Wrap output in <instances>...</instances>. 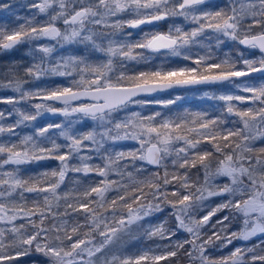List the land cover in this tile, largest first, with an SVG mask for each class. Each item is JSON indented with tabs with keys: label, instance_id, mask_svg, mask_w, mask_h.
<instances>
[{
	"label": "snow or ice",
	"instance_id": "obj_1",
	"mask_svg": "<svg viewBox=\"0 0 264 264\" xmlns=\"http://www.w3.org/2000/svg\"><path fill=\"white\" fill-rule=\"evenodd\" d=\"M205 3L206 0H39L33 7L40 13L47 14L51 10L44 24L20 27L10 33L0 31V47L5 49L25 39L48 38L60 47L66 44L87 45L106 57L93 62L83 56L70 55L61 57L49 68L43 67L41 62L25 70L26 75L34 78L48 73L73 77L69 86L56 87L48 92L25 93L21 97H39L45 102H60L64 107L58 109L44 102L37 103L34 114L19 112L20 118L15 124L0 126V133L15 134L16 127L35 121L43 112L60 113L65 117L78 113L81 119L90 118L96 123L87 132L74 131L71 123L67 127L49 124L37 129L34 135L23 136L18 143L0 142V157H3L0 169L7 164L22 165L48 159L59 162L58 171L53 169L35 177L23 178L18 175V170L0 172V225H5L0 226V264H14L19 257L28 255L33 247L48 259L49 264H97V260L100 264H161L176 257L186 244L190 249L185 255L193 264L196 261L199 264H264V255L255 254V246L238 247L227 256L213 259L205 254L206 245L212 243L213 237L197 243L201 239L200 230L210 217L224 209H229L230 214L233 211L239 213L243 224L240 232L224 236L228 244L234 239L247 241L264 234V147H253L258 138H264V82L234 80L260 73L257 79L264 81V0H233L229 11H209L201 7ZM125 13L134 18L110 22V18ZM169 17H183L196 27L189 31L180 27L170 28L167 32L152 31L135 42L115 39L124 27L138 28ZM58 20L65 26L63 30L56 26ZM246 20L251 22L245 24ZM256 26H260V31L253 32ZM102 28L111 31L105 32L100 30ZM206 31L214 35L218 43L223 42L220 40L223 36L248 49H258L261 56L244 59L243 70L225 59L208 64L199 71V66L206 59L200 57L193 61L196 67L191 68L133 75L117 71L115 61L136 60L140 55H134L136 49L166 50L178 56L182 48L196 43ZM97 40H106V46ZM39 51L49 56L54 46L45 45ZM210 82H230L248 94L217 97L225 102L226 112L238 118L233 123L242 126L222 129L223 120L209 119L201 113L169 115L151 111L145 114L142 110L131 111L123 118L117 115L128 112L133 105L142 109L149 104L167 108L175 103V100L137 99L142 95L173 86ZM14 86L16 91H20L22 84L17 80ZM78 100L88 102L73 106V102ZM233 101L246 103L248 107L240 109ZM6 102L13 103L14 100ZM2 119L4 113L0 112ZM51 128L62 129L59 136L67 143L59 144L48 136ZM122 141H134L138 147L127 151L105 148L106 144L111 143L114 147ZM205 142L214 151L201 148ZM62 148L66 151L61 152ZM214 153L218 158L213 171L209 160ZM170 157L171 163L180 169L190 170L199 165L203 170V185L193 192L187 172L183 175L169 174L165 162ZM73 158L79 161L78 165H70ZM94 158L100 163L90 164ZM137 161L164 168V175L152 173L151 178L136 180L133 172L127 169L132 167L137 173L145 171L143 166L137 167ZM69 171L85 176L95 174L100 179L89 184L74 198V202H69L68 193L58 192ZM113 174L119 179H110ZM216 178H225L228 182L221 185L212 183ZM170 184L178 185L177 190L169 192L167 186ZM180 190L186 194L181 195ZM110 191L116 195L108 199L106 194ZM25 193L36 194L31 207H25ZM211 196H226L227 199L202 219L189 215L200 207V201ZM61 199L65 201V211H53L54 207H59ZM160 202L172 207V215L177 221L176 231L182 229L190 234V238L164 245L166 250L161 254H154L152 248L138 249L134 253L115 248L122 235L131 232L134 225L143 228L148 239L159 237L171 241L176 231L165 228L167 221L149 222L147 227L141 223L162 211ZM72 213L81 215L83 223L78 219L70 223L64 218ZM17 220L24 223L17 225ZM228 220L229 216H224L217 223L223 224ZM46 221L50 223L46 224ZM29 227L31 231H28ZM220 231L223 232L224 228ZM214 238L221 239L220 233H215ZM246 253L253 254L246 260Z\"/></svg>",
	"mask_w": 264,
	"mask_h": 264
},
{
	"label": "trees",
	"instance_id": "obj_2",
	"mask_svg": "<svg viewBox=\"0 0 264 264\" xmlns=\"http://www.w3.org/2000/svg\"><path fill=\"white\" fill-rule=\"evenodd\" d=\"M211 1V0H210ZM208 1L211 5L210 9L213 10H220L223 9L224 11H229V5L227 4L226 1H217V2H210ZM33 2L32 0H0V31H5L6 33H10L13 31L14 28L19 29V23H21V27L27 28L29 23L30 25L33 26H40L44 24L48 18L44 17V14L42 13H37V10L35 7H33ZM51 14V12H50ZM49 14L47 15V17ZM130 16V15H129ZM127 16V18L129 17ZM134 18V17H133ZM250 20H246L245 23L249 22ZM18 23V24H16ZM192 24V25H191ZM18 25V26H17ZM188 26L187 28L190 30L192 28H195L196 25L187 21L185 24ZM19 27V28H18ZM209 32H205L203 35L199 36L197 38V42L191 44L192 48V54L188 55H181V56H173L171 57L170 53H168L166 50H162L161 52H153L152 56H149L146 54L147 52H152L148 50L145 53V49H140L139 53L140 56L136 62V60H129L130 62L125 65L123 64V67H121V62L119 60L115 61L117 71H125L129 75L137 74L139 72H151L155 70H159L161 68V71H166L169 67H179L182 62H186L188 64H194L193 59H196V57L202 55V53L205 51H212L214 47H217V55L221 56L223 52L225 51L226 54L231 53L232 56H230L227 60H229V63H235L236 68H241L244 67L243 63V53H239L238 51H243L244 48L241 47L240 44L237 42H233L232 44L229 45V42L220 39L223 41L222 43H218L217 39L215 36H209ZM137 38H140V36H136ZM28 44H26V49L24 52V58H25V63L26 67L29 68L33 66L36 63H42V66L45 68L51 67L54 63L60 60L61 57L67 58L68 56H83L93 62H98L101 60L106 59L104 53L94 51L90 49L89 46L87 45H77V44H66L63 47H60L57 45V42L54 43V51L51 53L49 56H45L44 53L39 51V49L42 46L49 45L45 39L41 38L39 40H28ZM105 44V43H104ZM209 44H212L213 46L210 48L208 47ZM260 54V53H258ZM188 57V58H186ZM237 57V61L236 58ZM30 76V75H27ZM32 77V76H31ZM37 81H40V85H37L36 87H33V90H38V92H31V93H40V92H48L56 87H66L69 86L71 80L73 77H61L57 76L51 73L45 74L40 76L39 78H36ZM252 80L253 83H259V82H264L262 80H259L257 78H249L246 81ZM229 83V82H227ZM225 84V83H224ZM217 86V85H216ZM201 88H198L196 90H200ZM192 89H187L184 91L180 92H174V93H181L180 95L184 94H190L192 93ZM167 93V92H166ZM240 95H248L247 93L240 92ZM155 97V96H151ZM20 104L15 106V104L12 103H7L5 100L0 98V112L7 110L10 108L11 110V115L7 116L4 119V127H8L10 125L15 124V122L20 118L19 117V112H26L29 110L28 114H34V108L33 112H31L30 104H33L34 102H40L42 101L39 97H33L32 99H21ZM31 102L30 104L28 102ZM220 101V100H219ZM44 103L51 104L54 106H59L51 101H43ZM238 108L240 109H245L248 107V104L244 103H237L236 104ZM144 109V108H143ZM18 110V112H17ZM221 106H216V101H203V100H198V99H193L190 101H186V98L182 101H178L174 107L170 108L169 111H171L170 115H183V114H195V113H201V114H206V118L209 119H218V120H223L224 123L220 125V127L223 128H234L238 126H242L239 124H234V121H237L238 118L235 115L228 114L226 110ZM130 114V112H121L118 115L119 118H123L125 115ZM78 118L81 117V114L75 115ZM64 117L59 116L58 118H55L52 120L53 125L55 124H60L63 123ZM70 119L67 118V123H73L69 121ZM50 123L49 118H40L38 117L35 121H29L25 122V124L20 125L19 127H16L17 129L14 130L15 134H11V137L13 138V142H19V140L25 136L29 135V133L25 130H23V126H33L36 129H39L41 127H46ZM23 130V131H22ZM88 131V130H87ZM86 131V132H87ZM48 135V134H47ZM195 135V134H192ZM3 137L2 133L0 134V138ZM87 143V142H85ZM61 144V143H60ZM135 146L133 141H122V142H117L115 146L111 143L106 144L105 148H109L113 151H127L130 150ZM201 148L206 149V150H211L214 151L209 144L202 143ZM254 148H261L264 147V138H258L254 144ZM66 151V149L62 150L61 152ZM103 151V150H102ZM83 155V154H81ZM94 155V154H93ZM218 158V154L213 155V157L210 158L211 162V169L214 171L216 167V161ZM100 160L94 158L92 161H90V164H99ZM79 161L76 158H73L70 160V165H78ZM59 162L53 159H48V160H40V161H35V162H30L22 165H17L15 166L19 173L20 176L23 178H28V177H35L40 175L41 173L44 172H50L53 169H56L57 171L59 170L58 168ZM143 166L145 171L142 173H137L132 167H129L127 171L133 172V176L136 180H144L147 178H151L152 173H159L160 176H163V170L164 168L158 167L154 168L151 167L147 164H144L141 161H137V167ZM13 167V168H15ZM178 168V167H177ZM180 170V168H178ZM184 171L187 172V174L190 176L189 182L193 185L192 191L195 192L196 187L203 185L204 183V175H203V170L200 168L198 165L196 168L192 169H183ZM168 172L170 173H175L176 169L173 164L168 166ZM181 174V173H178ZM182 175V174H181ZM110 179H119L118 176L115 174L111 175L109 177ZM100 178L97 177L95 174H88V176H85L82 173H76L69 171L66 173L65 180L61 184L60 188L58 189V192L61 193V190L64 188L65 192L69 194V202H74V198L78 196L83 190L89 186V184H94L96 181H98ZM159 182V181H158ZM124 183H128L127 180H124ZM224 181H222V178H220L218 185L223 184ZM176 185V184H175ZM172 184L167 186V189L169 192L174 191V188L171 187ZM178 185H176V188ZM146 192L149 191V189H145ZM61 193V194H64ZM184 190H180V194L182 195ZM116 195V192L110 191L106 194L108 199H111ZM15 196V194H14ZM36 194L35 193H25V207H31L33 203V199L35 198ZM223 197L225 196H214L210 198V202L213 204H221L224 202ZM149 200H151V196L148 197ZM170 199H175L173 197H170ZM162 200V198H161ZM147 202V201H144ZM159 202V201H158ZM55 203V202H54ZM161 206V213L163 215H170L172 207L170 205H167L166 203L160 202ZM53 211H56L58 213H63L65 211V201L63 199L60 200L59 202V207L53 208ZM71 212V209L68 210ZM98 211H100L98 209ZM173 216V215H172ZM224 216H229L228 221H224L223 224H218L216 221H220L223 219ZM171 217V216H169ZM214 217H216L214 223L213 229H216L215 226H225L226 224L229 225V230L233 226H236L237 224V217H235L234 213L232 212L230 214V210L224 209L222 211H219L218 214H215ZM33 219H37L36 217H32ZM69 220L71 223L74 219H78L81 223H83V217L79 215L78 213H72L71 216L64 217ZM171 219H173L171 217ZM149 220V219H148ZM144 220L141 223L144 225V227H147L150 220ZM172 222V225L176 226V223L174 220H170V223ZM17 225L20 223H24L22 220H17L15 222ZM46 224L50 223L49 221L45 222ZM146 223V224H145ZM0 226H5V225H0ZM217 227V228H218ZM213 229L211 231H213ZM28 230H31L29 227ZM81 231H86V229H82ZM181 232H178L177 235H179ZM99 239V238H97ZM147 237L144 235V229L143 228H137L135 225L133 226L131 232L123 234L121 239L117 242V244L114 246L115 248H124L128 252H133L134 250H137L140 246V244H145L147 243L146 241ZM138 247V248H137ZM21 249H16V251H19ZM11 251V250H10ZM171 258L168 261H162L161 264H186L187 260H185L184 257H182L181 260H178L177 258ZM37 261L39 264H43L48 259L42 254L37 251H35V248L33 247L32 250L29 252L28 255H24L19 257V260L14 262L15 264H31L32 261ZM97 264H100V261L97 260Z\"/></svg>",
	"mask_w": 264,
	"mask_h": 264
},
{
	"label": "rangeland",
	"instance_id": "obj_3",
	"mask_svg": "<svg viewBox=\"0 0 264 264\" xmlns=\"http://www.w3.org/2000/svg\"><path fill=\"white\" fill-rule=\"evenodd\" d=\"M217 1H222V0H211L210 2H214L215 3ZM223 1L227 2V4L229 5V8H230V6H231V4L233 2V0H223ZM32 2H33V4H35V3H38L39 0H32ZM208 3L209 2L207 1L205 3V5H202L201 7H204V8H206L209 11H215L213 9H210L211 5L208 4ZM36 10H37V13H40L37 8H36ZM50 12H51V10H50ZM50 12L47 13V14L43 13L44 17L48 18L47 15L48 14L50 15ZM127 16H129V14H127V13L121 14L118 17L110 18V22H112V21H114L116 19L128 20V19H132L133 18V16H131V15L128 18H127ZM167 19L168 20H166V21L169 23L167 25L168 26V30L170 28L180 27L184 31H189V29L186 28L189 25L188 26L185 25L188 20H185L183 17H169ZM250 22L251 21H249L247 23H250ZM247 23H245V24H247ZM16 24H18V23H16ZM19 24H20L19 27H21V23H19ZM30 24L31 23H29L27 26H29ZM56 26L61 28V30H63L64 27H65L63 25L62 21H60V20H58L56 22ZM16 28H14L13 30H16ZM100 30L105 31V32H110L111 31V29H107V28H102ZM258 31H260V26H256V27L253 28V32H258ZM209 36H214V35H212L210 33ZM142 37L143 36H140V38H137L136 36H122L121 31L118 32L115 35V39H117V40H127L129 42L138 41ZM43 39H45V41L51 46H53L54 43H56V41L49 40L48 38H43ZM220 39L229 42V45L234 42V41L228 40L227 38H225L223 36H220ZM27 41H28V39H25L24 41H22L18 45H15V46H13L12 48H9V49H5L3 47H0V98H2L5 101H7L9 99H13L14 102L12 104H15V106H17V108H19L18 105L21 102L20 100H21L22 95L25 94V93L38 92V90H36V89L33 90L32 88L36 87L37 85H40L39 84L40 81L38 82L36 78L31 77V76H27L25 74V70L27 69V67H26L25 58H24V55H23L24 52L23 51H25V49H26L25 45L28 44ZM97 43H102L103 45L106 46L107 41L106 40L105 41L97 40ZM212 46H213L212 44L208 45V47H210V48ZM217 49H218L217 47H214V49H212V51H210V52L209 51H206V52L204 51L202 53V55L196 57V59L200 58V57H205L206 58L205 62L199 66V71H202L203 68L206 65H208V64L220 63L221 61H223L225 59H228L230 56H232L231 53H229V54L227 53L226 54L225 51L223 52V54L221 56L220 55L218 56L217 55V52H218ZM139 51H140V49H136L134 51V55L136 53H139ZM147 51L148 50H146L145 53ZM238 52L239 53H243L242 54L243 55V60L244 59H258L261 56V53L259 52L258 49L244 48L243 51L240 50ZM152 53L153 52H147L146 54H148L149 56H152L153 55ZM192 53L193 52H192V48H191V44H190L187 47L182 48L180 50V55H178V56H181V55H184V54L188 55V54H192ZM258 53H260V54H258ZM170 56L173 57V56H177V55H172L171 54ZM138 58L136 59V62H137ZM235 58L237 60V57H235ZM194 60L195 59H193V61ZM120 62L125 64V65H127L130 61L129 60H124V61H120ZM191 67H196V65L195 64H191V63L188 64L186 62H182L179 67H169L168 69H166V71L178 70V69H181V68H191ZM243 68L244 67H241V68L239 67L237 69L243 70ZM160 69L161 68H159V70ZM17 80H19L21 82V84H22V87H21L20 91H16L15 90V86L14 85H15V82ZM236 81L239 82L240 80H236ZM243 81H246V80H243ZM192 90H194V91H192V93L184 94V95H180L181 93L167 92V93H163L161 95L155 96V97L137 98V99H144V100H148V101H153V100H160V101L175 100V103L169 105L167 108L162 107L161 105H158V104H149L144 109H142L141 106H139V105H133L128 110V112H131V111H142L143 110V112L145 114H148L151 111H161L163 113H166V114L170 115L171 111H169V109L174 107L175 104L178 101H182L185 98H186V101H190V100H193V99H198V100H203V101H213L214 100V101H216V106H221L223 108V110H224L225 109V102L221 101V100L219 101V99L217 97H219L220 95H224V94H239L240 92H242L240 89L236 88L235 85L230 83V82L229 83H225V84H221V85H217V86L215 85V86H210V87H202L200 90H196V89H192ZM26 99H28V100L32 99V96L27 97ZM42 102L43 101L34 102L33 104H30L31 102L29 101L28 103L30 104V107H32L31 108V112H33V108H34L35 104L42 103ZM233 103L237 104L239 102L233 101ZM79 104H81V103L73 104V106H78ZM49 105H51V104H49ZM51 106H53L55 108H58V109L64 107V105H59V106L51 105ZM35 111H36V109L34 108V112ZM1 112L4 113V119L7 116L11 115L10 108L7 109V110L1 111ZM17 112H18V110H17ZM25 113H29V110H27ZM77 114H73L71 116L65 117V116H63L60 113L43 112L39 117L40 118H49L50 119V123L49 124H53L52 120L55 119V118H58L59 116L64 117L63 123H60L64 127H67L70 124V123H67V118H68V119H70L69 121L73 122V123H71L72 129L74 131H79V132H86L87 130L89 131V130H91L94 127L96 122L92 121L90 118H83V119H81V117L78 118L77 116H75ZM173 115H175V114H173ZM4 119L0 120V126L4 125ZM22 128H23V130L27 131L29 133V135H34L35 131L37 130L35 127L29 126V125L28 126H23ZM16 129L17 128H15V130ZM61 130L62 129H59V128H51L49 130L48 136H50L52 139H55L57 143H59V144L61 143L63 145V144H66L67 142L64 140L63 137L59 136V133H60ZM2 135H3V137L0 138V142H13V138L11 137L10 133L5 132V133H2ZM134 144H135V146L138 147V145L135 142H134ZM62 150H64V148H62L61 151ZM81 154H84V153L82 152ZM2 158L3 157H0V159H2ZM171 160H172V157H170L165 163L169 166V165L172 164ZM209 163L211 165L210 161H209ZM15 166H17V165H12V164L4 165V167L2 169H0V172L16 171L18 169ZM13 167H15V168H13ZM175 169H176L175 173H181L182 175L186 172L183 169L179 170L176 166H175ZM164 171H165V169L163 170V175H164ZM167 171H168V167H167ZM169 174H172V173L169 172ZM18 175H20L19 171H18ZM187 176H188V179L190 180V176L188 174H187ZM219 180H220V178H216V179L212 180V183L218 184ZM222 181H224V183L228 182L225 178H222ZM171 187L174 188V191L177 190L175 184H172ZM64 192H65V190L63 188L61 190V193H64ZM183 194H186V193H183ZM211 197H214V196H211ZM211 197H207V198L203 199L202 201H200V207L195 209L194 211L190 212L189 215L193 216L197 220L202 219V217L205 216V215H208L209 212H211L213 209H215L219 205L217 203L213 204L212 202H210L209 200H210ZM223 199H224V202H225L227 197L225 196V197H223ZM227 210H229V209H227ZM172 212H173V209L171 210V214L170 215H168V214L163 215L161 213V211L160 212H156L152 216H149V217L145 218V220L149 219L152 224H158V223L167 221V223L165 224V228L169 229V230H172V231H176V229H177V221H176L175 216L174 215L172 216ZM218 213L219 212H216V214H218ZM233 213L235 215V218L237 217L238 220H237V223H236L237 225L233 226L231 228V230L228 229L229 228L228 224H226L225 226H221L220 225L219 227L215 226L216 229H213L214 223L217 222V221L214 222L215 219H216V217H214V215L210 217L209 221L200 230L201 231V239L199 241H197V243H202V242L208 240L209 237H213L212 243L206 245L207 251H206L205 254L209 255L213 259H218V258H221V257L229 255L232 251H234L238 247L242 248V249H245V248H249V247H254L255 246V254L264 255V250H262V249H264V244H261V241L264 240V235L258 236V237H252V238H250L247 241H244V240H241V239H234L232 241V243H230V244H228L226 242V240L224 239L225 235L230 236L231 233H233V232H237L238 233L243 228L242 217L240 216L239 213H236L234 211H233ZM169 216H171L173 219H171V217H169ZM65 219H67V218H65ZM170 220H174V222L176 223V226L172 225V222L170 223ZM221 228H224L223 232L220 231ZM212 229H213V231H211ZM31 230H28V231H31ZM178 232H181V233L179 235H177ZM215 233H220L221 239L216 240L214 238V234ZM189 238H190V234H188L187 232H185L184 230L181 229L179 231H176V235L171 237V241H169V240H161V239H159V237H154L152 239H148L147 238L146 239L147 243L140 244L139 248L138 247L137 248L138 249L152 248L153 251H154V254H161L163 251L166 250L163 247L164 245H167V244H169L172 241L185 240V239H189ZM97 241H98V239H97ZM120 249H124V248H120ZM189 249H190V245L186 244L184 246V249L180 250L177 253V256L173 257V258L174 259L177 258L178 260H181L182 257H184L185 260H187L186 264H193V262L190 261L189 258L185 255V252L187 250H189ZM137 250H134L132 253L136 252ZM252 254L253 253H246L245 256H244V259L247 260ZM31 264H38V263L35 260V261H32ZM43 264H49V262L46 261ZM195 264H199V261H196Z\"/></svg>",
	"mask_w": 264,
	"mask_h": 264
},
{
	"label": "water",
	"instance_id": "obj_4",
	"mask_svg": "<svg viewBox=\"0 0 264 264\" xmlns=\"http://www.w3.org/2000/svg\"><path fill=\"white\" fill-rule=\"evenodd\" d=\"M207 1H210V0H206ZM159 21L157 22H153L152 24L154 23H158ZM147 25H150V24H144V25H140L141 26H147ZM58 27V26H57ZM18 45V44H16ZM241 47L243 48H246L245 46L241 45ZM261 76L260 73H253L252 74V77H240V78H234V80H247L249 78H259ZM224 83H227V82H210V83H201V84H189V85H179V86H173L171 88H168V89H165L163 91H157L155 93H152L150 95H142L140 97H137V98H147V97H151V96H158V95H161L163 93H166V92H180V91H184V90H187V89H198V88H202V87H210V86H215V85H221V84H224ZM57 105H63L62 103L60 102H56V101H51ZM82 102H88L87 100H84V101H74L73 104H78V103H82ZM151 167H154V168H158V166H155V165H149ZM264 234H258L257 236H254V237H258V236H262Z\"/></svg>",
	"mask_w": 264,
	"mask_h": 264
},
{
	"label": "flooded vegetation",
	"instance_id": "obj_5",
	"mask_svg": "<svg viewBox=\"0 0 264 264\" xmlns=\"http://www.w3.org/2000/svg\"><path fill=\"white\" fill-rule=\"evenodd\" d=\"M166 20L168 19H165V20L159 21L158 23L150 24L147 26H141L138 28L124 27L121 30V34L122 36H129L128 34L131 33L130 36H143L145 33H149L152 31L167 32L168 31L167 25L169 23Z\"/></svg>",
	"mask_w": 264,
	"mask_h": 264
}]
</instances>
